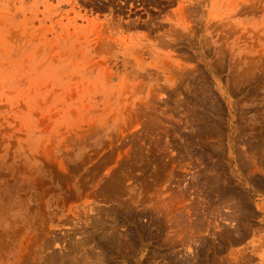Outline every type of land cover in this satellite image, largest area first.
Masks as SVG:
<instances>
[{
  "label": "rangeland",
  "instance_id": "rangeland-1",
  "mask_svg": "<svg viewBox=\"0 0 264 264\" xmlns=\"http://www.w3.org/2000/svg\"><path fill=\"white\" fill-rule=\"evenodd\" d=\"M263 157L264 0H0V264H264Z\"/></svg>",
  "mask_w": 264,
  "mask_h": 264
},
{
  "label": "bare ground",
  "instance_id": "bare-ground-1",
  "mask_svg": "<svg viewBox=\"0 0 264 264\" xmlns=\"http://www.w3.org/2000/svg\"><path fill=\"white\" fill-rule=\"evenodd\" d=\"M264 158V157H263ZM264 162V161H263ZM216 181V180H215ZM258 183H260V182H258ZM217 185V184H216ZM261 186V185H260ZM217 190H218V188H217ZM219 191V190H218ZM240 196V195H239ZM227 197V196H226ZM232 199H233V197H232ZM235 199V198H234ZM236 200V199H235ZM234 200V201H235ZM236 204H235V208H233L234 210L235 209H237V210H239V212L241 213V210L242 209H244L245 208V202H244V200L241 198V197H238V199L236 200V202H235ZM233 206V205H232ZM232 206H231V208H232ZM124 207V206H123ZM116 208V207H115ZM123 209V208H122ZM124 209H127L126 208V206H125V208ZM111 211H113V213H114V209L112 210V209H110ZM154 210V209H153ZM236 210V211H237ZM126 211V210H125ZM128 211V210H127ZM243 211H245V209L243 210ZM248 212V211H247ZM247 212H245V213H247ZM116 213V212H115ZM127 213V212H126ZM125 213V214H126ZM238 213V211L236 212V213H234V214H237ZM251 213V212H250ZM106 213H104L103 215H105ZM109 214V213H108ZM111 214V213H110ZM121 214V213H120ZM132 214V213H131ZM99 215V214H98ZM140 215V214H139ZM247 215V214H246ZM100 216V215H99ZM108 216V215H107ZM116 216V215H115ZM126 217V216H125ZM238 217V216H237ZM104 218V217H103ZM119 218V217H118ZM118 218H116V219H118ZM127 218V217H126ZM131 218V217H130ZM139 218H140V216H139ZM138 219V218H137ZM136 219V220H137ZM235 219V218H234ZM104 220L106 221V219L104 218ZM113 220H115V219H113ZM113 220H111V222L110 223H112L111 224V226H109L107 223H108V221L107 222H104V221H102L101 220V218H100V221L98 220V222H96L95 223V228L96 229H94L91 233H89L90 235L88 236V234H87V236L86 237H84L85 236V234H83V232L81 233V234H83V237L84 238H81V240H80V237H79V240L80 241H77V244L76 245H72L73 247L70 249V250H68V249H66V248H64V249H66V250H68V256H70V258H72V252H76V251H78L79 252V256L77 255H75V254H77L78 252H76L75 254H74V257L73 258H76V257H79L80 258V263L81 264H99V263H105L108 259H109V253H108V250L109 249H111V250H119L122 246H124L123 245V242L122 241H126V240H128V238H127V234L125 235V232H124V234H121V232L120 233H117L116 231V228L118 227H116V224H115V221H113ZM119 221V220H118ZM228 221H230V219L228 220ZM236 221V220H235ZM120 222V221H119ZM122 222V221H121ZM121 222L119 223V224H121ZM117 223V222H116ZM239 223V222H238ZM236 224V223H235ZM201 225V224H200ZM158 226V225H157ZM92 227V226H91ZM237 227H239V226H237ZM237 227H234V228H237ZM119 228V227H118ZM91 229V228H90ZM197 229V228H196ZM127 231H129L128 229H126ZM154 230V229H153ZM130 232V231H129ZM129 232H127V233H129ZM123 233V232H122ZM132 233V232H131ZM131 233H129V234H131ZM136 233V232H135ZM237 233V232H236ZM141 234V233H140ZM76 235V234H75ZM70 237V236H69ZM131 238L133 237V235L132 236H130ZM135 237V236H134ZM133 237V238H134ZM73 238V237H72ZM126 238V239H125ZM130 240V239H129ZM128 240V241H129ZM66 241V240H65ZM127 241V242H128ZM133 241V240H132ZM54 242V241H53ZM71 242V241H70ZM130 242V241H129ZM128 242V243H129ZM72 243H73V241H72ZM71 243V244H72ZM76 243V242H75ZM92 245H91V244ZM70 244V245H71ZM74 244V243H73ZM90 244V245H89ZM125 244H126V242H125ZM131 244V243H130ZM69 245V246H70ZM136 246V245H135ZM128 247V246H127ZM109 248V249H108ZM174 249V248H173ZM172 249V250H173ZM65 250V251H66ZM95 250H98L99 252H95ZM122 250V249H121ZM120 251V250H119ZM169 251V250H168ZM64 253H66V252H64ZM111 253V252H110ZM123 253V252H122ZM135 253V252H134ZM71 254V255H70ZM120 254V253H119ZM171 254V253H170ZM60 256V255H59ZM67 255H66V257H68ZM76 256V257H75ZM113 256V255H112ZM61 257V256H60ZM60 257H58L59 259H60ZM64 257V256H63ZM66 257H64V258H66ZM153 257V256H152ZM55 258V257H54ZM53 258V259H54ZM57 258V257H56ZM55 258V259H56ZM57 258V259H58ZM63 258V259H64ZM172 258V257H171ZM52 259V258H51ZM54 259V260H55ZM58 259V260H59ZM62 259V258H61ZM62 259V260H63ZM77 259L78 258H76V259H74V260H76L77 261ZM65 260H67V259H64L63 261H65ZM73 260V261H74ZM183 260V259H182ZM72 261V260H71ZM70 260H67V262H70V263H72ZM76 261H74V262H76ZM171 261V260H170ZM176 261V260H175ZM61 262V261H60ZM73 262V263H74ZM78 262V261H77ZM150 262V261H149ZM69 263V264H70ZM72 263V264H73ZM172 263H174V262H172ZM61 264V263H60ZM66 264V263H65ZM75 264V263H74Z\"/></svg>",
  "mask_w": 264,
  "mask_h": 264
}]
</instances>
